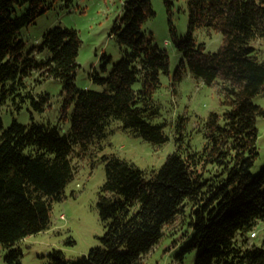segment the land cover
Returning a JSON list of instances; mask_svg holds the SVG:
<instances>
[{
  "label": "trees",
  "instance_id": "16d2710c",
  "mask_svg": "<svg viewBox=\"0 0 264 264\" xmlns=\"http://www.w3.org/2000/svg\"><path fill=\"white\" fill-rule=\"evenodd\" d=\"M40 1L18 14L19 0H0V100L31 97L37 107L43 103L44 97L37 101L28 89V75L37 70L65 82L61 114L71 123L64 129L61 121L26 125L15 118L5 127L0 118V244L13 264H21L19 243L50 227L54 202L76 175L74 155L102 146L111 124L120 122L154 143L169 139L164 124L151 120L152 96L161 75L170 74L167 50L143 31L155 15L151 0L126 2L117 28L124 56L108 76L91 74L102 90L75 84L81 38L74 28L57 26L42 35L38 49L51 52L47 60L25 54L20 31L42 12ZM187 5L186 35L178 38L170 29L183 54L174 79L185 68L207 83L221 77L227 110L208 116L202 149L181 142L149 175L133 162L105 156L97 204L106 228L101 245L74 257L53 250L45 264H135L163 237L165 225L185 212L192 236L182 253L197 249L195 264H264V241L258 246L250 239L264 220V167L252 172L259 155L257 118L264 115L253 102L264 89V63L252 41L264 37V0H187ZM199 28L223 34L216 51L196 42ZM139 79L142 87L136 89Z\"/></svg>",
  "mask_w": 264,
  "mask_h": 264
},
{
  "label": "rangeland",
  "instance_id": "374dc122",
  "mask_svg": "<svg viewBox=\"0 0 264 264\" xmlns=\"http://www.w3.org/2000/svg\"><path fill=\"white\" fill-rule=\"evenodd\" d=\"M15 4L18 14L27 13L32 0H19ZM128 0H41L40 14L34 21L21 28L20 38L25 42V54L39 61L51 56L48 49L39 50L42 35L57 26L74 28L81 38L77 62L75 84L78 88L102 90L91 74L99 73L106 77L114 64L124 56V48L118 42V25L124 14ZM155 15L143 25V31L151 34L155 44L167 50L170 61V74L161 75V85L153 94L155 103L153 122L164 124L169 139L165 143H154L120 122L112 125V133L102 146L83 156L73 157L78 167L73 180L65 189V196L54 202L51 225L48 229L33 233L19 245L23 250L21 264H45L49 253L62 250L67 257L86 254L91 248L101 245L105 233L104 223L98 210L99 190L105 181V156L116 155L133 162L147 175L157 171L168 155L176 150L178 144L202 149L205 139V126L212 112L223 114L227 107L224 85L221 77L214 83H207L192 74L188 69L181 70V78L176 81L174 73L183 59L172 35V27L177 37H183L188 29L187 0H151ZM196 42H204L206 51H216L223 42V34L214 29L199 28L195 33ZM254 54L264 63V37L253 39ZM29 90L39 101L38 107L28 97L24 101L9 97L0 100V118L5 127L13 119L26 125L36 123L57 124L62 122L64 129L70 126V118H62L65 82L46 77L37 70L28 75ZM142 87L139 79L134 88ZM253 102L264 108V89L253 96ZM259 151L252 172L258 174L264 167V115L257 118ZM183 134V135H182ZM182 138V139H181ZM62 215L64 216L62 218ZM188 214L182 213L177 219L164 227V235L158 243L144 254L135 264H195L197 249L190 252L182 250L190 243L192 236L187 224ZM255 235L251 241L260 246L264 241V220L256 223ZM186 231H189L185 235ZM8 249L0 244V264H13L6 260Z\"/></svg>",
  "mask_w": 264,
  "mask_h": 264
},
{
  "label": "built area",
  "instance_id": "2783aa9c",
  "mask_svg": "<svg viewBox=\"0 0 264 264\" xmlns=\"http://www.w3.org/2000/svg\"><path fill=\"white\" fill-rule=\"evenodd\" d=\"M64 216L62 215V218H63ZM256 233L255 232H253V235H255Z\"/></svg>",
  "mask_w": 264,
  "mask_h": 264
}]
</instances>
